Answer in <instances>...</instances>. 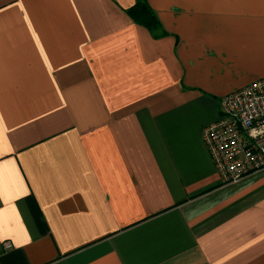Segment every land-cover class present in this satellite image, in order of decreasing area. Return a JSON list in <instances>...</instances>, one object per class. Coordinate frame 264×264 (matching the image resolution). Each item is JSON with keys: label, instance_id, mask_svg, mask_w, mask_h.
Listing matches in <instances>:
<instances>
[{"label": "crops", "instance_id": "crops-1", "mask_svg": "<svg viewBox=\"0 0 264 264\" xmlns=\"http://www.w3.org/2000/svg\"><path fill=\"white\" fill-rule=\"evenodd\" d=\"M135 2L0 0V264H264V169L202 139L264 77V0Z\"/></svg>", "mask_w": 264, "mask_h": 264}, {"label": "built area", "instance_id": "built-area-1", "mask_svg": "<svg viewBox=\"0 0 264 264\" xmlns=\"http://www.w3.org/2000/svg\"><path fill=\"white\" fill-rule=\"evenodd\" d=\"M221 106L202 139L221 181L236 183L264 169V77L226 94Z\"/></svg>", "mask_w": 264, "mask_h": 264}, {"label": "trees", "instance_id": "trees-1", "mask_svg": "<svg viewBox=\"0 0 264 264\" xmlns=\"http://www.w3.org/2000/svg\"><path fill=\"white\" fill-rule=\"evenodd\" d=\"M129 12L137 23L146 26L149 29L157 28L160 25L156 14L150 8L146 0H136Z\"/></svg>", "mask_w": 264, "mask_h": 264}]
</instances>
